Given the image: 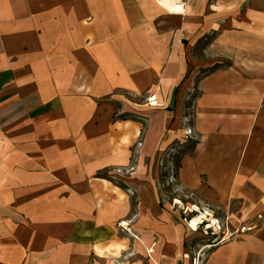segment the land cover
<instances>
[{
    "label": "crops",
    "instance_id": "obj_1",
    "mask_svg": "<svg viewBox=\"0 0 264 264\" xmlns=\"http://www.w3.org/2000/svg\"><path fill=\"white\" fill-rule=\"evenodd\" d=\"M188 129L178 185L255 219L264 0H0V264H187L156 161ZM260 230L208 259L264 264Z\"/></svg>",
    "mask_w": 264,
    "mask_h": 264
},
{
    "label": "rangeland",
    "instance_id": "obj_2",
    "mask_svg": "<svg viewBox=\"0 0 264 264\" xmlns=\"http://www.w3.org/2000/svg\"><path fill=\"white\" fill-rule=\"evenodd\" d=\"M180 2L174 9L179 11L181 9L182 11V8L179 6L181 4ZM116 93L121 99H132L125 91L118 90ZM137 101L140 103H149V105H153L156 102L154 96H149L148 94L138 97ZM189 101L187 102L188 105L190 103ZM188 110L189 107L186 114L183 115L185 119L184 124L189 120L190 111ZM123 115L136 118L134 115ZM141 121L145 124L143 120ZM188 130L189 133H185L188 138L181 137V139L173 141L168 147L162 150L157 158L156 184L161 199L160 206L170 211L179 222L190 229L191 241L186 253L182 254V258L188 260L187 264H206V262L217 264L219 259L216 260L215 256L208 259L212 248L211 245L220 242H226L228 245H234V242L241 243L243 242L241 234L254 230L255 228L261 229L259 233L260 238L264 240V209H261L260 214L256 215L253 220H235L228 216V211H230L229 205L223 208L213 202L199 200L194 193L182 189L178 185L176 169H178L177 164L180 161L181 152L184 150L191 152L193 147L192 143H186L188 139L193 140L192 137L189 138L191 136V130ZM126 170H122V173L127 174ZM131 205L134 208V199H132ZM120 227L124 228L122 223H120Z\"/></svg>",
    "mask_w": 264,
    "mask_h": 264
},
{
    "label": "trees",
    "instance_id": "obj_3",
    "mask_svg": "<svg viewBox=\"0 0 264 264\" xmlns=\"http://www.w3.org/2000/svg\"><path fill=\"white\" fill-rule=\"evenodd\" d=\"M177 165L179 166V163Z\"/></svg>",
    "mask_w": 264,
    "mask_h": 264
}]
</instances>
